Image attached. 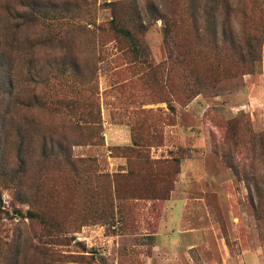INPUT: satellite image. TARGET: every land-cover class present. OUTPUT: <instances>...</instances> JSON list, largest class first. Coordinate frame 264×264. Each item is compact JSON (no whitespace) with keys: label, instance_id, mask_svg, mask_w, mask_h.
Returning <instances> with one entry per match:
<instances>
[{"label":"rangeland","instance_id":"obj_1","mask_svg":"<svg viewBox=\"0 0 264 264\" xmlns=\"http://www.w3.org/2000/svg\"><path fill=\"white\" fill-rule=\"evenodd\" d=\"M230 4L228 34L264 31V0ZM184 6L0 0V264H150L171 197L172 233L211 234L185 264L264 254V47L242 67L163 35Z\"/></svg>","mask_w":264,"mask_h":264},{"label":"trees","instance_id":"obj_2","mask_svg":"<svg viewBox=\"0 0 264 264\" xmlns=\"http://www.w3.org/2000/svg\"><path fill=\"white\" fill-rule=\"evenodd\" d=\"M184 9L172 11L169 15L158 17L163 23V35L169 36L176 27H186L193 34L194 40L206 42L211 51L219 56L230 54L237 66H251L261 47H264V31L249 27L243 39H236L232 33L227 32L228 16L231 12L230 0H183ZM137 16V15H136ZM229 31V30H228ZM122 34L137 43L136 29L122 28ZM184 84L188 75L181 74ZM197 81L200 78H195Z\"/></svg>","mask_w":264,"mask_h":264},{"label":"crops","instance_id":"obj_3","mask_svg":"<svg viewBox=\"0 0 264 264\" xmlns=\"http://www.w3.org/2000/svg\"><path fill=\"white\" fill-rule=\"evenodd\" d=\"M107 140V144L110 146L127 145L129 143V131L127 130V126H111ZM178 202L179 201L173 199V197L165 202V207L168 211L167 214L165 213L161 218L159 232L157 233V238L163 240L164 244H157V251L149 258L150 264H158L157 260L159 258L166 259L163 257L164 255H170L169 259H171L170 262H173V264H185L189 249L197 247L201 250L202 246L207 245V238L211 236L208 232L188 233L187 231L180 233L176 230V233H172L180 222L179 214L181 205ZM174 214L177 215H175L177 224L171 225V219L174 217ZM170 234L172 237H170ZM168 241H171V243ZM216 253L220 255L221 264H264V254H262L259 248H252L250 250L242 249L241 252L239 251L234 254L227 249L221 248L217 250ZM167 260H165L166 264ZM205 264L209 263L205 262Z\"/></svg>","mask_w":264,"mask_h":264}]
</instances>
